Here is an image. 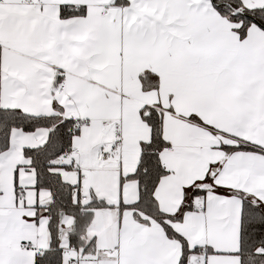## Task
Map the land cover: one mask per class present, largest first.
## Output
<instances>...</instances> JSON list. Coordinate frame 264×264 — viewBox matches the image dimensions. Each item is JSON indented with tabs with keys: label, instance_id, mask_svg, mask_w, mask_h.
<instances>
[{
	"label": "snow or ice",
	"instance_id": "6c2138e0",
	"mask_svg": "<svg viewBox=\"0 0 264 264\" xmlns=\"http://www.w3.org/2000/svg\"><path fill=\"white\" fill-rule=\"evenodd\" d=\"M0 264H264V0H0Z\"/></svg>",
	"mask_w": 264,
	"mask_h": 264
}]
</instances>
